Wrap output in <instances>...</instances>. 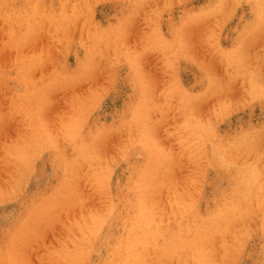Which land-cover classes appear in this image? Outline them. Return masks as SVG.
Returning a JSON list of instances; mask_svg holds the SVG:
<instances>
[{
  "label": "rangeland",
  "instance_id": "rangeland-1",
  "mask_svg": "<svg viewBox=\"0 0 264 264\" xmlns=\"http://www.w3.org/2000/svg\"><path fill=\"white\" fill-rule=\"evenodd\" d=\"M0 264H264V0H0Z\"/></svg>",
  "mask_w": 264,
  "mask_h": 264
},
{
  "label": "bare ground",
  "instance_id": "bare-ground-1",
  "mask_svg": "<svg viewBox=\"0 0 264 264\" xmlns=\"http://www.w3.org/2000/svg\"><path fill=\"white\" fill-rule=\"evenodd\" d=\"M148 131L150 130V128H149V126H148V129H147Z\"/></svg>",
  "mask_w": 264,
  "mask_h": 264
}]
</instances>
